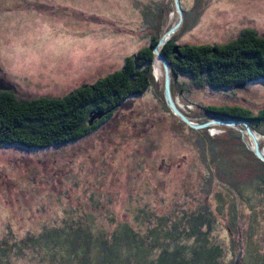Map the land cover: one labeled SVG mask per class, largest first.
<instances>
[{"label":"rangeland","instance_id":"374dc122","mask_svg":"<svg viewBox=\"0 0 264 264\" xmlns=\"http://www.w3.org/2000/svg\"><path fill=\"white\" fill-rule=\"evenodd\" d=\"M181 4L188 17L176 35L177 45H226L246 30L264 36V0ZM149 17L160 21L159 30L174 26L173 0H0V83L20 100L64 97L120 70L126 58L149 46L158 31ZM160 72L159 78L153 73L156 87L126 101L76 143L46 150L0 149V264H80L67 252H60L58 260L46 258L39 247L23 242L61 230L84 214L96 213L113 231L114 225L132 224L139 211L156 219L181 217L209 205L199 138L166 112ZM179 83L184 91L177 93L176 103L195 122L207 118L196 106L240 107L253 115L264 109V82L221 92L197 89L184 77ZM220 128L199 133L207 132L220 153L243 152L241 143ZM249 211L240 216L244 234ZM217 218L220 228L213 237L231 259L227 218ZM141 233L147 235V226ZM254 241L264 252V236ZM160 257L155 251L148 263Z\"/></svg>","mask_w":264,"mask_h":264},{"label":"trees","instance_id":"16d2710c","mask_svg":"<svg viewBox=\"0 0 264 264\" xmlns=\"http://www.w3.org/2000/svg\"><path fill=\"white\" fill-rule=\"evenodd\" d=\"M181 8L186 20L188 13L182 4ZM148 21L158 30L151 36L149 46L126 58L120 70L91 85L61 98L20 100L13 90L0 92V149L19 146L27 150H46L76 143L109 121L126 101L142 97L156 87L153 49L173 26L164 31L159 30L160 21L151 17ZM176 38L161 50L170 65L175 101L177 93L184 91L180 77L186 78L197 89L215 92L264 82V36L256 31L246 30L238 39L221 46L177 45ZM175 47H178V53H174ZM161 101L166 112L172 115L166 107L163 89ZM196 108L204 117L207 115L201 123L180 110L197 124L215 119L245 122L253 133L264 138V109L253 115L240 107ZM96 114H101L102 118L93 120ZM188 130L199 138L197 146L206 167L209 205L196 212L183 213L181 217L156 219L146 210L139 211L132 224L114 225L113 231L99 222L96 213L84 214L78 221H66L61 230L44 233L34 240L30 238L23 244L31 242L52 260H58L60 252H67L80 264H149L155 251H160L161 257L152 264H264L263 249L256 247L254 241L256 237L264 236V163L250 151L252 144L248 137L234 129H219L237 139L243 148V152L238 153V149L230 150L234 153L228 155L217 151V143L207 132ZM241 130L246 132L244 127ZM242 139L249 145L242 143ZM259 143L263 149L264 142ZM216 187L217 192L214 191ZM247 208L251 221L244 234L239 223L240 216L246 217ZM93 209L98 208L94 206ZM217 216L222 220L227 218L225 230L231 241V259L224 250L225 245L213 237L220 228ZM110 224H114V220ZM145 226L148 233L143 236L141 232Z\"/></svg>","mask_w":264,"mask_h":264},{"label":"water","instance_id":"95a60500","mask_svg":"<svg viewBox=\"0 0 264 264\" xmlns=\"http://www.w3.org/2000/svg\"><path fill=\"white\" fill-rule=\"evenodd\" d=\"M174 8L178 16L177 23L167 31L160 39L156 47L153 49L155 55L156 63L161 66L162 69V78H163V97L167 109L170 113L181 123L185 124L189 129L194 131H202L209 128L217 127H227L236 130L241 133L243 136L246 135L249 141L252 144L250 151L254 156L264 163V150L261 149L258 137L255 133L252 132L250 126L245 122L239 121H230V120H213L205 124H197L192 121V119L185 116L180 107L177 105L176 101L173 98L172 94V76L170 71V65L167 59L161 54V50L165 45H167L181 30L184 23V14L181 8V0H173ZM174 53H178V47L174 48ZM101 114H96L92 119H101ZM92 120V122H93ZM92 122L90 124H92ZM241 127H244L246 132L244 133L241 130Z\"/></svg>","mask_w":264,"mask_h":264},{"label":"bare ground","instance_id":"6f19581e","mask_svg":"<svg viewBox=\"0 0 264 264\" xmlns=\"http://www.w3.org/2000/svg\"><path fill=\"white\" fill-rule=\"evenodd\" d=\"M154 69H155L154 72H155L156 77L159 78L160 73H161L160 67L158 65H155Z\"/></svg>","mask_w":264,"mask_h":264},{"label":"flooded vegetation","instance_id":"af4514ba","mask_svg":"<svg viewBox=\"0 0 264 264\" xmlns=\"http://www.w3.org/2000/svg\"><path fill=\"white\" fill-rule=\"evenodd\" d=\"M4 91H7V90H6L5 87L0 83V92H4Z\"/></svg>","mask_w":264,"mask_h":264}]
</instances>
